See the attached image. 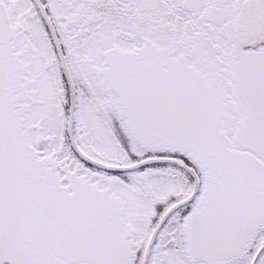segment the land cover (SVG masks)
<instances>
[{"label":"snow or ice","instance_id":"obj_1","mask_svg":"<svg viewBox=\"0 0 264 264\" xmlns=\"http://www.w3.org/2000/svg\"><path fill=\"white\" fill-rule=\"evenodd\" d=\"M0 264H264V0H0Z\"/></svg>","mask_w":264,"mask_h":264}]
</instances>
